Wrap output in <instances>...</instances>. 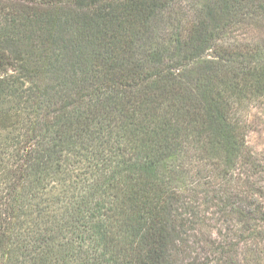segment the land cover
<instances>
[{
  "label": "trees",
  "instance_id": "16d2710c",
  "mask_svg": "<svg viewBox=\"0 0 264 264\" xmlns=\"http://www.w3.org/2000/svg\"><path fill=\"white\" fill-rule=\"evenodd\" d=\"M255 27L264 0H0V264H240L176 175L264 240V187L230 196L264 39L227 34Z\"/></svg>",
  "mask_w": 264,
  "mask_h": 264
},
{
  "label": "rangeland",
  "instance_id": "374dc122",
  "mask_svg": "<svg viewBox=\"0 0 264 264\" xmlns=\"http://www.w3.org/2000/svg\"><path fill=\"white\" fill-rule=\"evenodd\" d=\"M176 21H181L182 18L176 16ZM230 39H264V27L250 28V30H237L231 34H227ZM246 118L251 122L252 127L247 135L249 146L252 148L253 153L256 157V163L258 164L257 169H250L249 175L246 178L243 174L239 175V168L234 170L233 178L231 182V195L234 199H240L246 197L247 200L253 198V192L257 191L260 187H264V105L252 107V109L246 114ZM195 163V162H194ZM191 173H184L183 170L179 169V174L176 175L177 185L187 191L191 196V201L198 205L199 221L202 223L201 230L203 233H199L196 239L203 240L204 238H210L222 241H231L230 244L234 245L235 257L240 264L247 262L246 254L247 249H251L257 258L255 261H250V264H264V261L260 263V256L263 253L264 258V240L256 239L255 235H252L249 231H244V224L237 222L239 214L234 213L231 218H227L220 212V209L215 204L207 205L204 200V195L198 191L188 190L190 186ZM237 177V178H236ZM218 187L224 186L225 180L222 178L217 179ZM186 186V187H185ZM194 187V185H193ZM249 194V196H246ZM241 195V196H236ZM202 202H205L202 204ZM215 203V202H214ZM203 234V235H202ZM202 243V242H199ZM239 244V245H238ZM197 249V248H196ZM199 250V248H198ZM250 259V256H249ZM235 261V260H234ZM230 263V261L228 262ZM235 264H238L237 262Z\"/></svg>",
  "mask_w": 264,
  "mask_h": 264
}]
</instances>
